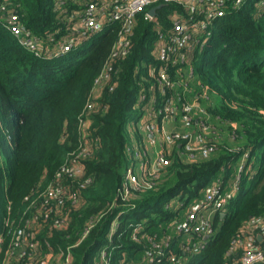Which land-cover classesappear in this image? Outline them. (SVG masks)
<instances>
[{"label": "trees", "instance_id": "trees-1", "mask_svg": "<svg viewBox=\"0 0 264 264\" xmlns=\"http://www.w3.org/2000/svg\"><path fill=\"white\" fill-rule=\"evenodd\" d=\"M6 5L18 12L24 31L50 49L72 33L80 7L67 1L61 10L57 0H8ZM146 12L137 17L130 51L115 62L116 85L102 91L89 116L93 148L80 165L92 181L82 190L84 203L71 209L66 228L43 230V248L67 252L71 247L72 264H100L102 250L109 264H145V235L161 237L166 232L173 235L180 264H241L242 248L229 252L233 241L251 218H264V0L231 4L225 16L210 22L192 59L197 93L208 95L204 105L222 128L229 127L230 135L219 139L217 152L195 160L177 145L171 163L152 179V186L132 188L124 198L132 144L128 124H137L143 114L140 92L152 81L148 66L156 64L158 26L170 28L173 15L187 8L179 2L164 3L158 23L146 19ZM117 35V26L110 25L80 57L77 46L62 55L42 56L22 45L0 13V231L8 201L12 217H19L26 196L53 180L78 151L80 115ZM134 133L142 138L139 128ZM245 152L250 167L225 215L214 214L212 240L198 254H183L178 246L184 237L167 226L184 217L181 209L201 199L216 178L228 182ZM260 244L264 246V240ZM159 264H171L169 256Z\"/></svg>", "mask_w": 264, "mask_h": 264}, {"label": "built area", "instance_id": "built-area-1", "mask_svg": "<svg viewBox=\"0 0 264 264\" xmlns=\"http://www.w3.org/2000/svg\"><path fill=\"white\" fill-rule=\"evenodd\" d=\"M7 1L0 2V13L6 17L8 27L19 37L22 45L37 55L54 57L65 54L110 25L117 26L118 35L110 57L95 78L86 108L80 115L82 135L78 151L70 155L71 158L61 166L53 180L43 187H35L26 196L27 205L19 217H12V206L8 201L0 231V264H72L71 247L67 252L52 248L44 250L42 233L47 227L66 228L70 223L71 209L84 203L82 190L92 181L80 165V160L90 155L93 148L87 133L91 124L89 116L98 106L97 100L102 91L116 85L119 69L115 62L125 57L132 47L138 15L147 10L146 19L158 23V11L155 16L149 14L152 7L179 2L187 8L186 13L173 15L170 28L161 29L158 26L154 47L156 64L148 66L152 81L148 88L140 92L145 111L141 116L144 118V131L154 152H149V147L137 141L128 146L130 162L125 170L124 198L131 195L132 188L152 186V179L157 178L160 170L171 163V147L178 145L191 160L217 152L221 133L203 103L208 95L201 97L197 93L198 87L192 88V82H195L192 59L210 22L225 16L231 4L241 6L247 0H57V7L61 10L67 1L77 2L80 7L75 10L78 21L73 23L72 33L63 36L52 49L45 48L42 39L24 31L18 12L11 10L6 5ZM189 95H194L193 100L188 99ZM248 160L249 153L245 152L228 182L222 177L216 178L184 217L167 226L175 235L184 237L178 246L183 254H198L212 240L215 232L213 216L216 212L223 213L230 200L238 194L243 173L250 167ZM135 161H139L140 173L136 171ZM260 226L263 231L257 232ZM89 229L90 226L84 230L82 238L87 236ZM260 233L264 240L262 217L251 218L242 228L229 251L235 253L239 247L242 248L239 263L264 264V246L257 239ZM250 234L251 241L248 239ZM172 236L166 232L161 237L158 234L145 235V264H159L166 255L171 264L182 262L181 255L173 249ZM106 253L102 250L100 264H109Z\"/></svg>", "mask_w": 264, "mask_h": 264}, {"label": "rangeland", "instance_id": "rangeland-1", "mask_svg": "<svg viewBox=\"0 0 264 264\" xmlns=\"http://www.w3.org/2000/svg\"><path fill=\"white\" fill-rule=\"evenodd\" d=\"M103 33H104V31H101V32H99L98 34H96L95 36H93V37H90L89 38V40L87 41V42H85V43H83V44H81L79 47H77V54L79 55V57L84 53V51L86 50V48H89L90 46H91V44H92V42L95 40V39H98L99 37H101L102 35H103ZM56 46V45H55ZM196 81L193 83L192 82V88H196ZM193 97H194V95H189V97H188V99H190V100H193ZM205 104V103H204ZM141 111L144 113L145 111L144 110H142L141 109ZM212 121V120H211ZM179 122V121H178ZM214 124H216L217 125V128H218V130H219V132L220 133H222V135H221V139L223 138H225V137H228V135H230V132H229V127H227V126H225V127H223L222 128V125H220V124H217L215 121H212ZM211 122V123H212ZM169 125V124H168ZM136 128H139L140 129V131L142 132H144L143 134H145V137L147 136V132L146 131H144V129H145V126H144V118L143 117H141L140 119H139V121H138V123L137 124H135L134 122H129V124H128V130H129V135H130V137H131V142H132V144H135V133H134V131L136 130ZM138 142V141H137ZM139 143V142H138ZM172 150H173V148L171 147L170 149H169V151H171L172 152ZM149 152H151V153H153L154 152V147H152V146H149ZM172 154V153H171ZM240 163V160H239V162H238V164ZM237 164V165H238ZM135 167H136V171L138 172V173H140L141 172V169H140V165H139V161H135ZM234 170H237V169H235V167L233 168V171ZM160 172H161V170H160ZM177 203V199H174V200H172V204H176ZM180 205V204H179ZM189 208H190V206L189 205H187L186 207H183L182 209H181V215H184L185 213H187L188 212V210H189ZM117 221H115L114 223H116Z\"/></svg>", "mask_w": 264, "mask_h": 264}, {"label": "water", "instance_id": "water-1", "mask_svg": "<svg viewBox=\"0 0 264 264\" xmlns=\"http://www.w3.org/2000/svg\"><path fill=\"white\" fill-rule=\"evenodd\" d=\"M163 5H164V4H158V5L154 6V7H152V8L149 10V14L155 16V15L157 14L158 9H160ZM222 215H225V212H223ZM257 239H258L259 241H262V240H263V234H261V233L258 234V235H257Z\"/></svg>", "mask_w": 264, "mask_h": 264}, {"label": "crops", "instance_id": "crops-1", "mask_svg": "<svg viewBox=\"0 0 264 264\" xmlns=\"http://www.w3.org/2000/svg\"><path fill=\"white\" fill-rule=\"evenodd\" d=\"M215 121V120H214ZM217 124H219L218 121H215ZM142 138H140L139 140L137 138H135V141H138L141 145H146V147H149V143H148V138L145 137V135L143 134L144 132L142 131ZM153 147V146H152ZM249 241L252 240V235L250 234L248 237Z\"/></svg>", "mask_w": 264, "mask_h": 264}]
</instances>
